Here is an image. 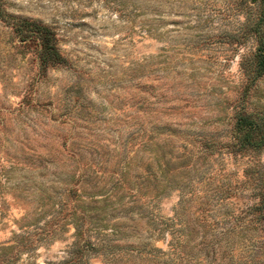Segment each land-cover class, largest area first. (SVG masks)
<instances>
[{
    "label": "rangeland",
    "instance_id": "1",
    "mask_svg": "<svg viewBox=\"0 0 264 264\" xmlns=\"http://www.w3.org/2000/svg\"><path fill=\"white\" fill-rule=\"evenodd\" d=\"M263 54L264 0H0V264H264Z\"/></svg>",
    "mask_w": 264,
    "mask_h": 264
},
{
    "label": "trees",
    "instance_id": "2",
    "mask_svg": "<svg viewBox=\"0 0 264 264\" xmlns=\"http://www.w3.org/2000/svg\"><path fill=\"white\" fill-rule=\"evenodd\" d=\"M24 25V20L21 22ZM30 32H32V34H34V36L37 38V46L40 52V60H41V65H56V64H60L63 62L64 57L59 53V49L56 45V39H55V35L53 32H51V30L41 24H38L36 22H30ZM257 70L264 72V54L262 55L261 58H259V60L257 61L256 64ZM239 123L241 125H243L244 120L243 121H239ZM187 159H173L172 158V154L169 155L167 157V154H165L164 152H162L161 154L156 155V164L153 163V160H150L148 162H141L140 165L135 164L136 168L133 167V173L131 171V169L129 168V162H126L124 165V168L122 170V182H131V178L134 179V181L132 182V184L134 186H139L138 185V180H143L142 177H145L146 182H142V185L140 187H144V188H148L150 187V184H153L150 179L149 176L151 174H155L156 172H161L163 173H169L170 170L175 169L178 165H187ZM141 160V159H140ZM156 167V169H154ZM130 171V172H129ZM182 172V171H181ZM88 184L89 186L87 187V189L89 191H87V195H89L90 197H95L97 195L103 194L106 197H108L109 194H107V192L110 190V186H107L106 181L103 180V184L99 183V176H95L93 179L88 176ZM110 181H112V179L110 178ZM119 181V180H118ZM108 183V182H107ZM148 184V185H147ZM159 188V186L157 184L152 185L151 189L157 190ZM163 189V187H162ZM157 192V191H156ZM107 194V195H106ZM257 204H260L261 207L264 205L263 201H259ZM264 209V206H263Z\"/></svg>",
    "mask_w": 264,
    "mask_h": 264
}]
</instances>
